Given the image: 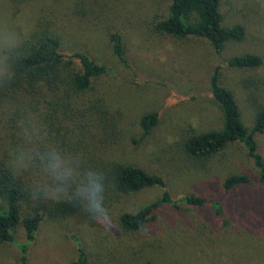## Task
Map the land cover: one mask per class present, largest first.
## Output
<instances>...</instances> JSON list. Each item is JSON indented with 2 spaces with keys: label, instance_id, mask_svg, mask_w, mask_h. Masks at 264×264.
<instances>
[{
  "label": "rangeland",
  "instance_id": "obj_1",
  "mask_svg": "<svg viewBox=\"0 0 264 264\" xmlns=\"http://www.w3.org/2000/svg\"><path fill=\"white\" fill-rule=\"evenodd\" d=\"M78 1L18 0L13 16L0 0V22L26 36L46 27L60 38L64 54L85 53L110 68L88 90L66 101L73 108L115 115L116 142L101 156L162 177L173 199L194 195L207 203L199 208L161 206L140 230L127 232L118 225L119 215L156 201L163 190L148 187L125 195L107 186L110 222L101 224L80 213L45 216L29 246L27 263L73 264L79 243L89 264H264V189L257 185L258 172L245 148L233 143L205 160L183 152L187 137L222 128V113L210 89L217 66L220 84L232 92L247 128L256 106H264V0H220L222 26L242 24L246 30L243 41L227 43L220 53L203 39L154 30L170 0H83L84 17L75 11ZM113 31L122 35L126 66L112 53L108 34ZM247 53L260 56L262 65L252 70L227 66L229 58ZM73 64L78 66L75 60ZM153 112L157 124L142 137L140 117ZM255 139L264 159V135ZM238 174L247 175L251 184L227 193L225 179ZM13 239L25 242L22 227ZM0 264H20L16 245H0Z\"/></svg>",
  "mask_w": 264,
  "mask_h": 264
},
{
  "label": "trees",
  "instance_id": "obj_2",
  "mask_svg": "<svg viewBox=\"0 0 264 264\" xmlns=\"http://www.w3.org/2000/svg\"><path fill=\"white\" fill-rule=\"evenodd\" d=\"M2 4L9 15H16L18 0H2ZM220 4V0H170L166 16L153 24L154 30L180 39H203L216 53H220L227 43L241 42L246 36L242 24L230 28L222 26ZM85 9L83 0H79L75 11L84 17ZM108 35L113 55L126 66L122 35L118 31ZM26 37L16 64L14 81L7 87H0V245H16L20 252V264H28L29 246L35 240L45 216L56 218L86 214L74 203L33 201L28 192L33 175L12 174L7 165L8 150L20 142L16 121L23 109L38 114L46 126L49 140L69 153L80 154L85 167L104 172L107 186L115 192L129 195L148 187L163 190L156 201L136 212L120 214L118 225L121 229L127 232L140 230L153 219L161 206L182 203L199 208L206 205L205 198L194 195L173 199L162 177L139 167L112 163L103 158V149L116 142L115 115L102 109L91 113L85 108H73L66 101L71 94L88 90L94 79L110 73L111 69L97 64L85 53L64 54L60 38L46 27H38ZM73 60L77 62V67ZM262 63L260 56L250 53L233 56L226 62L229 68L237 70L257 69ZM220 70L219 66L214 69L210 89L222 113V128L187 137L183 141V152L189 158L205 160L233 143H240L257 169V185L264 189V159L258 152L255 139L256 135H264V106H256L253 124L247 128L232 92L220 84ZM157 121L154 112L140 117L142 137L150 134ZM251 182L247 175H231L225 179L223 188L228 193L249 186ZM214 207L218 209V205L214 204ZM18 227L23 228L26 236L23 243L13 239ZM77 247L78 256L73 264H89L82 246L77 243Z\"/></svg>",
  "mask_w": 264,
  "mask_h": 264
},
{
  "label": "clouds",
  "instance_id": "obj_3",
  "mask_svg": "<svg viewBox=\"0 0 264 264\" xmlns=\"http://www.w3.org/2000/svg\"><path fill=\"white\" fill-rule=\"evenodd\" d=\"M26 39V34L8 22H0V87L14 81ZM16 126L20 142L9 148L7 165L14 176L33 175L30 198L74 203L96 222H110V210L105 206V173L85 167L80 154L69 153L49 140L46 126L30 109L21 110Z\"/></svg>",
  "mask_w": 264,
  "mask_h": 264
}]
</instances>
